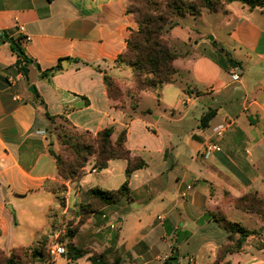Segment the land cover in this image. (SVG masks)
I'll return each mask as SVG.
<instances>
[{
	"label": "crops",
	"instance_id": "obj_1",
	"mask_svg": "<svg viewBox=\"0 0 264 264\" xmlns=\"http://www.w3.org/2000/svg\"><path fill=\"white\" fill-rule=\"evenodd\" d=\"M236 4L220 8L235 22L228 34L231 52L215 37H193L187 15L175 19L165 40L186 51L176 52L178 80L160 88L162 111L154 114L138 106L132 111L126 101L119 105L104 83L106 76L118 82L123 74L132 77L130 68L115 63L138 28L127 13L128 0H0V251L5 256L41 243L48 248L70 223L76 228L73 245L122 264L216 263L219 250L231 242L213 216L220 213L229 221L226 210L240 211L228 201L244 195L264 199V9ZM205 13L210 12L198 17ZM9 40L19 42L33 61L26 75ZM233 65L241 68L236 82L230 79ZM55 67L59 71L40 78ZM210 111L214 116L202 124ZM46 114L63 117L77 133L95 136L113 128L112 141L125 131V149L145 164L127 180L131 198L78 224L80 208L90 203L86 192L119 190L127 164L111 160L98 170L89 161L80 178L59 181ZM209 144L216 150L205 156ZM240 213L257 221L256 229L240 224L254 235L219 264H264V222ZM34 264L90 262L87 256L63 255Z\"/></svg>",
	"mask_w": 264,
	"mask_h": 264
},
{
	"label": "trees",
	"instance_id": "obj_2",
	"mask_svg": "<svg viewBox=\"0 0 264 264\" xmlns=\"http://www.w3.org/2000/svg\"><path fill=\"white\" fill-rule=\"evenodd\" d=\"M233 2H238L249 10L264 9V0H128L127 13L134 16L138 28L129 34L126 49L117 57L116 65L130 68L137 92L174 84L178 71L174 68L173 63L178 55L170 49L165 36L176 26L175 19L185 15L197 17L202 11L216 12L224 5ZM14 53L17 57L16 63L21 70L33 63L31 59L27 58L19 42H17V49ZM59 69V67H55L41 72L39 76L41 79H48ZM104 83L109 98L122 105L123 93L115 85L113 79L106 76L104 77ZM137 106V102H133L130 109L135 111ZM148 113L149 111H146L143 114ZM214 114L213 111L207 113L201 123L208 122ZM46 119L49 121V132L50 128L58 127L59 122L72 130L63 117L55 118L46 114ZM113 132V128L98 132L93 139V146L79 147L77 141L72 143V146H78L80 149L79 151L76 150L77 153H83V155L76 154V159L70 163L50 149V154L56 163L58 180L63 183L80 178L91 157L95 158L94 166L98 170L105 169L111 160H124L127 164L125 170L126 181L119 190L91 189L86 192L90 203L80 208L78 224H81L107 205L113 204L122 198L130 199L127 180L134 171L145 167L143 161L131 158L129 152L125 149V131H122L115 141L111 139ZM80 134L90 136L88 133ZM67 141L72 142V139L70 138ZM232 205L235 210L257 216L264 222V199L259 198L256 194H248L235 199L232 201ZM213 218L230 234L229 241L231 243L222 247L218 252L215 264H219L227 255L238 253L245 239L254 235V231L246 230L240 224L227 221L220 213L214 215ZM75 232V227L73 229L68 227L57 238V242L64 247V256L68 259L77 260L87 256L90 264H122L117 259L110 260L105 253H96L73 245L72 240ZM232 235H238L239 237L233 240ZM0 256L3 258L1 264H34L51 261L45 243L14 250L7 256L0 251ZM163 264H170V260L165 261Z\"/></svg>",
	"mask_w": 264,
	"mask_h": 264
},
{
	"label": "rangeland",
	"instance_id": "obj_3",
	"mask_svg": "<svg viewBox=\"0 0 264 264\" xmlns=\"http://www.w3.org/2000/svg\"><path fill=\"white\" fill-rule=\"evenodd\" d=\"M240 5V4H236ZM136 7V6H134ZM184 17V16H183ZM183 17H178L176 20L181 19ZM187 19H190L191 22H189V26L192 31V36L196 38H204L209 39L210 37H215V42L217 44H221L225 49L228 50V52H231L230 50V42L228 39V34L232 30V28L235 25L234 21H231L228 19V16L223 12L222 9H220L217 12H210L205 13L203 16L200 17H192V16H185ZM186 46V45H185ZM175 53L177 51L185 52L186 47L184 46H176L173 47V45L170 48ZM124 67V66H123ZM125 69V68H124ZM128 77V76H127ZM124 74L120 78V82L113 80L116 86L120 89V91L123 93L122 97V103L129 104L133 102H137L138 110L139 111H145L150 110L152 113L157 114V112L162 111L161 107L157 106L158 96L160 93V88L158 89H150L146 90L145 92H137L135 83L133 80V77L127 78ZM178 75H176V81ZM242 75H240L241 79ZM175 81V82H176ZM120 83V85H119ZM149 120H151L148 116L146 117ZM50 135L54 137V141L56 142V154L61 156L64 160H66L68 163L72 162V160L76 159V154L83 155V153H77L76 150H80L77 147L72 146V143L77 141V144L79 147L82 146H93V139L95 136L92 135H82L80 133H77L62 124H58V127L56 126L54 129L50 128ZM72 139V142H68V139ZM67 143V144H65ZM89 161L94 166L95 158L91 157ZM229 205L233 208L232 201H228ZM226 217L230 222L233 223H239L243 227L249 228V229H256L257 227V221L255 218L244 215L240 212H236L232 210L231 208L225 211ZM69 227L73 229V226L68 223ZM232 257L239 259L242 256L239 255H233ZM229 257V258H232ZM3 261V258L0 256V264Z\"/></svg>",
	"mask_w": 264,
	"mask_h": 264
},
{
	"label": "built area",
	"instance_id": "obj_4",
	"mask_svg": "<svg viewBox=\"0 0 264 264\" xmlns=\"http://www.w3.org/2000/svg\"><path fill=\"white\" fill-rule=\"evenodd\" d=\"M23 29L20 28V31H22ZM229 73H230V79L232 82H236L239 80L240 78V74H241V68L237 65H233L230 67L229 69ZM215 132L219 135L220 134V128L215 129ZM216 150L214 145H207V147L205 148V156L210 155L212 152H214ZM66 231V230H65ZM64 231V232H65ZM59 235L56 236L55 241L53 242L52 245H50L47 248V251L50 255V257H56V256H63L65 253L64 247L61 246L58 242H57V238Z\"/></svg>",
	"mask_w": 264,
	"mask_h": 264
},
{
	"label": "water",
	"instance_id": "obj_5",
	"mask_svg": "<svg viewBox=\"0 0 264 264\" xmlns=\"http://www.w3.org/2000/svg\"><path fill=\"white\" fill-rule=\"evenodd\" d=\"M8 44H9L14 50L17 49L16 44H15L12 40H9V41H8ZM33 67L38 71L36 65H33ZM24 74H25V75L27 74V70H26V69L24 70ZM29 92L32 93V94H34V93H35L34 88H33V87H30V88H29Z\"/></svg>",
	"mask_w": 264,
	"mask_h": 264
}]
</instances>
